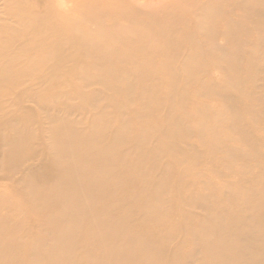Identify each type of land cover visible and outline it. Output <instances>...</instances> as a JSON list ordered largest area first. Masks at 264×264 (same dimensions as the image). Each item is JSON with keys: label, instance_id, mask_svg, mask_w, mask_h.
I'll use <instances>...</instances> for the list:
<instances>
[{"label": "bare ground", "instance_id": "bare-ground-1", "mask_svg": "<svg viewBox=\"0 0 264 264\" xmlns=\"http://www.w3.org/2000/svg\"><path fill=\"white\" fill-rule=\"evenodd\" d=\"M0 264H264V0H0Z\"/></svg>", "mask_w": 264, "mask_h": 264}, {"label": "rangeland", "instance_id": "rangeland-1", "mask_svg": "<svg viewBox=\"0 0 264 264\" xmlns=\"http://www.w3.org/2000/svg\"><path fill=\"white\" fill-rule=\"evenodd\" d=\"M149 1L154 3V1H158V0H149Z\"/></svg>", "mask_w": 264, "mask_h": 264}]
</instances>
